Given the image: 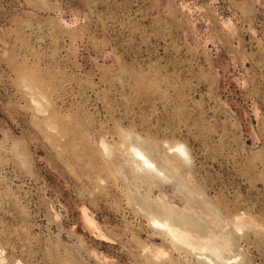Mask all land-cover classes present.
<instances>
[{
  "label": "rangeland",
  "instance_id": "obj_1",
  "mask_svg": "<svg viewBox=\"0 0 264 264\" xmlns=\"http://www.w3.org/2000/svg\"><path fill=\"white\" fill-rule=\"evenodd\" d=\"M0 264H264V0H0Z\"/></svg>",
  "mask_w": 264,
  "mask_h": 264
},
{
  "label": "bare ground",
  "instance_id": "obj_2",
  "mask_svg": "<svg viewBox=\"0 0 264 264\" xmlns=\"http://www.w3.org/2000/svg\"><path fill=\"white\" fill-rule=\"evenodd\" d=\"M134 146L131 147V152H132L134 160L136 161V165H135L136 168L146 170V171L151 172L155 175L162 174L161 170L157 167V165L143 151H141L140 149H138L137 147H134ZM174 148L176 149V151L179 152V154L183 155L184 153H186L185 150L183 149L184 147H182V145H176ZM185 158H186V156H185ZM152 222H153V224L155 223V224L159 225L158 227H160V226L163 227L176 240L177 239L183 240V237L181 235L182 231H179V229L177 227L172 226V225L168 224L167 222H159L157 220H153Z\"/></svg>",
  "mask_w": 264,
  "mask_h": 264
}]
</instances>
